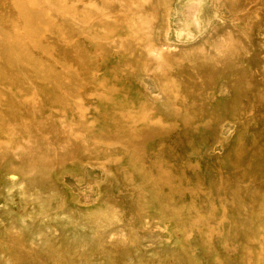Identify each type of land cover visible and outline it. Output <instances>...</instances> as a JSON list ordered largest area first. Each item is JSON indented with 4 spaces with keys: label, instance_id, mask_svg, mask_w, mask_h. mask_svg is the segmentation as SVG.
Instances as JSON below:
<instances>
[{
    "label": "rangeland",
    "instance_id": "374dc122",
    "mask_svg": "<svg viewBox=\"0 0 264 264\" xmlns=\"http://www.w3.org/2000/svg\"><path fill=\"white\" fill-rule=\"evenodd\" d=\"M0 264H264V0H0Z\"/></svg>",
    "mask_w": 264,
    "mask_h": 264
}]
</instances>
